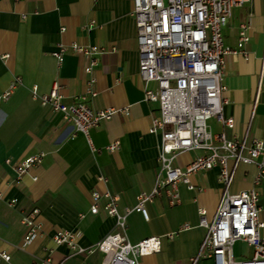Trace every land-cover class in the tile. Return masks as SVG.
I'll return each mask as SVG.
<instances>
[{
  "label": "crops",
  "instance_id": "crops-1",
  "mask_svg": "<svg viewBox=\"0 0 264 264\" xmlns=\"http://www.w3.org/2000/svg\"><path fill=\"white\" fill-rule=\"evenodd\" d=\"M90 20L94 21L92 27L87 26ZM241 23H248L249 40L243 46L247 56L223 55L222 113L233 118V126L227 128L215 118L208 119V124L212 132L240 138L252 117L248 136L264 139V78L254 105L264 55V0L233 7L222 28L224 46L235 49ZM135 26L130 0H0V93L19 77L7 98L0 100V250L10 255L8 260L0 258V264H37L46 257L53 264H101L97 251L72 254L67 244H55L54 232L76 230L77 244L88 247L115 229L112 216L101 210L89 212L90 191L117 194V209L123 212L136 203L140 192L152 188L160 135L150 133L148 127L158 114V105L144 100L142 94ZM72 41L105 48L90 73L83 70L82 55L68 50L58 63L52 54L58 43ZM91 76V89L96 93L87 95L86 102L92 108L128 106L129 113L100 122L90 128L87 137L59 112L31 98L32 85L45 94L57 80L62 100L70 103L86 93ZM149 85L155 87L153 82ZM113 136L119 143L108 150L106 145ZM39 151L43 152L40 162L17 175L16 163ZM199 153L182 151L174 164L183 167ZM257 173L255 164L239 163L230 191L255 187L259 217L264 220V177L254 183ZM190 181L192 189L178 183L179 203L170 204L162 191L143 202L147 218L136 210L127 214L129 242L160 237V250L144 255V264H185L196 253L205 232L198 223V208L205 209L208 220L214 215L221 188L218 167L199 170ZM32 208L39 210L40 234L21 246L25 228L20 219ZM171 232L173 236L168 238ZM260 234L264 236V229ZM234 245L238 248H232V255L251 254L243 241ZM197 264L213 263L203 258Z\"/></svg>",
  "mask_w": 264,
  "mask_h": 264
},
{
  "label": "built area",
  "instance_id": "built-area-1",
  "mask_svg": "<svg viewBox=\"0 0 264 264\" xmlns=\"http://www.w3.org/2000/svg\"><path fill=\"white\" fill-rule=\"evenodd\" d=\"M248 0H130L131 14L134 17L138 47V73L143 82V97L157 103L158 114L152 116L148 131L160 135L158 170L154 184L148 192H140L136 203L123 212L117 209L118 195L108 190L90 191L89 212L103 211L114 218L115 229L108 232L88 247L76 242L78 231L57 229L53 234L55 244L65 243L71 253L101 254V264H144L141 258L160 250V237L148 236L131 243L126 237V216L131 210L139 211L145 218L146 200H152L162 191L170 204L180 202L178 183L194 188L190 176L199 170L218 167V180L221 184L214 215L208 220L205 209L198 208L199 225L205 232L196 253L185 264H197L200 259L209 258L213 264H264V220L260 219L258 192L255 187L231 192L230 185L239 163L255 164L258 173L254 183L264 177V139L244 135L227 137L225 132H212L208 119L215 118L227 128H232L233 118L223 117L221 96L223 55L247 56L243 47L249 40L248 23H241L236 47L228 48L222 41V28L232 14L233 7ZM94 21L87 24L92 27ZM63 28H61L62 30ZM111 47L110 50H114ZM68 50L80 54L85 59L83 70L90 73L99 61V55L106 52L102 46L80 44L72 41L68 45L58 43L52 54L58 63ZM264 78V55L258 71V81L254 94L257 102ZM94 78L88 80L86 93L76 100L66 103L58 91L57 80L52 82L48 92L39 94L34 84L30 88L31 98L47 104L52 111L59 112L61 118L74 126V129L88 136L90 128L100 122L107 123L121 113L128 114L129 108L94 109L87 102L88 96L95 95L91 89ZM19 82L17 75L6 90L0 93V100L7 98ZM153 82L155 87L149 84ZM118 137L109 139L106 148L117 147ZM186 150L200 153L179 167L174 164L175 156ZM43 152H35L18 161L14 166L17 175L38 164ZM100 179L104 180L102 176ZM200 189V188H198ZM12 202H10L11 204ZM38 208H32L21 216L25 228L21 246L40 234L41 225L36 220ZM80 217L83 214H79ZM147 218V217H146ZM183 226H187L184 224ZM174 232L167 234L172 238ZM243 241L251 248V254L236 257L233 244ZM10 255L0 250V258L8 260ZM37 264H53L49 257Z\"/></svg>",
  "mask_w": 264,
  "mask_h": 264
},
{
  "label": "rangeland",
  "instance_id": "rangeland-1",
  "mask_svg": "<svg viewBox=\"0 0 264 264\" xmlns=\"http://www.w3.org/2000/svg\"><path fill=\"white\" fill-rule=\"evenodd\" d=\"M237 248H238V247H237L236 245H234V247H233L234 251H236V250H237Z\"/></svg>",
  "mask_w": 264,
  "mask_h": 264
}]
</instances>
